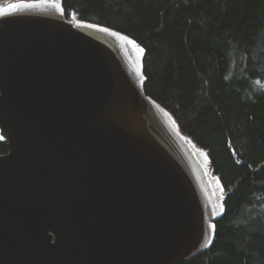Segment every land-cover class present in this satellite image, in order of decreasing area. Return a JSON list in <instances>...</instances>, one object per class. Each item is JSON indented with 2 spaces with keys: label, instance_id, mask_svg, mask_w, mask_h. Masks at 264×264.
<instances>
[{
  "label": "water",
  "instance_id": "95a60500",
  "mask_svg": "<svg viewBox=\"0 0 264 264\" xmlns=\"http://www.w3.org/2000/svg\"><path fill=\"white\" fill-rule=\"evenodd\" d=\"M9 4L21 7L0 15V264H180L209 250L225 187L147 94L144 46L68 19L63 0Z\"/></svg>",
  "mask_w": 264,
  "mask_h": 264
},
{
  "label": "trees",
  "instance_id": "16d2710c",
  "mask_svg": "<svg viewBox=\"0 0 264 264\" xmlns=\"http://www.w3.org/2000/svg\"><path fill=\"white\" fill-rule=\"evenodd\" d=\"M4 0H0L2 2ZM147 51V94L208 151L225 187L209 250L180 264H264V0H63ZM9 150L0 140V154Z\"/></svg>",
  "mask_w": 264,
  "mask_h": 264
},
{
  "label": "snow or ice",
  "instance_id": "6c2138e0",
  "mask_svg": "<svg viewBox=\"0 0 264 264\" xmlns=\"http://www.w3.org/2000/svg\"><path fill=\"white\" fill-rule=\"evenodd\" d=\"M26 7H30L31 5H25ZM19 7H21V5H18V4H9L7 5V7L3 8V9H0V15H3V14H7L8 12L10 11H15L17 10ZM53 7H57V8H60V5L59 4H53ZM61 11H63L61 9ZM88 27H91V28H96L98 31H101V32H104V33H107L113 37H116L118 38L121 42H122V46L124 44H130V45H133L135 47V49L138 51V53L141 54V56L143 55V53L145 52V49L143 47H141L139 44L136 43L135 40H132L130 39L128 36H124L122 35L121 33L119 32H116V31H112L108 28H105V27H99L97 25H94V24H89L87 25ZM224 211V206L223 204L221 205V213H223ZM215 215V213H213ZM210 229H212L213 233H215V230H216V224H210L209 225ZM209 243H211V239L209 240Z\"/></svg>",
  "mask_w": 264,
  "mask_h": 264
},
{
  "label": "rangeland",
  "instance_id": "374dc122",
  "mask_svg": "<svg viewBox=\"0 0 264 264\" xmlns=\"http://www.w3.org/2000/svg\"><path fill=\"white\" fill-rule=\"evenodd\" d=\"M1 3V2H0ZM70 18H77L75 12L70 13Z\"/></svg>",
  "mask_w": 264,
  "mask_h": 264
},
{
  "label": "built area",
  "instance_id": "2783aa9c",
  "mask_svg": "<svg viewBox=\"0 0 264 264\" xmlns=\"http://www.w3.org/2000/svg\"><path fill=\"white\" fill-rule=\"evenodd\" d=\"M69 18H70V16H69ZM70 19H72V20H74V21H77V20H78L77 18H70Z\"/></svg>",
  "mask_w": 264,
  "mask_h": 264
}]
</instances>
